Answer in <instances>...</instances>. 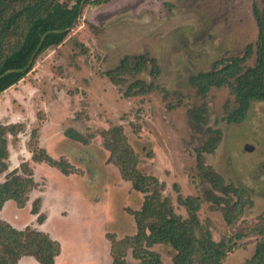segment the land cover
Wrapping results in <instances>:
<instances>
[{"label": "rangeland", "instance_id": "1", "mask_svg": "<svg viewBox=\"0 0 264 264\" xmlns=\"http://www.w3.org/2000/svg\"><path fill=\"white\" fill-rule=\"evenodd\" d=\"M254 5L262 7L263 0H108L84 5L64 42L39 54L29 74L0 94V125L14 126L7 134L8 169L0 183L26 166L38 184L25 207L12 201L0 218L59 241L62 253L56 264H113L111 239L136 234L132 212L145 197L121 176L101 136L120 125L139 169L159 179L163 196L183 218L188 211L179 196H204L199 153L227 184L248 190L253 204L233 225L207 201L198 212L201 226L216 242L242 235L224 264H246L263 239L264 102H254L243 122H229L238 106L232 89L213 87L203 95L191 78L211 71L217 61L243 55L257 42ZM135 56L155 58L159 73L152 72L151 62L139 73L121 66L124 59L134 64ZM191 109L206 111L199 132L190 122ZM69 128L90 142L68 138L64 133ZM211 137L218 144L209 153L204 147ZM39 148L69 162L74 172L63 174L36 161ZM35 200L40 201L41 222L40 214L32 213ZM152 250L173 263L171 246L158 244ZM126 259L142 264L131 249ZM19 264L40 263L25 258Z\"/></svg>", "mask_w": 264, "mask_h": 264}, {"label": "trees", "instance_id": "2", "mask_svg": "<svg viewBox=\"0 0 264 264\" xmlns=\"http://www.w3.org/2000/svg\"><path fill=\"white\" fill-rule=\"evenodd\" d=\"M83 0H0V94L18 84L33 69L36 58L42 52L59 47L69 34L80 14ZM108 0H87L85 5H102ZM253 15L258 27L257 42L249 44L241 56L214 63L213 69L191 78L193 85L203 95L213 87L229 86L238 104L229 116V122H243L254 102H264V0L263 6L254 5ZM49 34L42 43L31 67L24 70L46 32ZM256 57L252 66L247 61ZM135 63L124 59L121 66L139 73L148 62L153 73H159L155 58L135 56ZM111 76V73H107ZM114 80L113 77H111ZM135 94V93H134ZM206 111H189L190 122L196 132L206 123ZM14 126L0 125V175L7 169L9 158L7 134L13 133ZM68 138L86 145L88 137L69 128L64 133ZM104 143L111 153L114 164L121 176L130 181L135 191L145 195L139 210L133 211L137 232L121 240L111 239L113 264H128V251L142 264H167L152 248L155 245L171 246L176 255L172 264H224L229 253L238 249L242 235H234L216 242L210 232L204 231L198 216L202 204L209 202L214 210H221L229 225H233L252 206L251 194L246 188L227 184L224 178L204 162L198 155L199 185L204 187V196H179L178 201L188 211V218L175 213L170 200L163 196V184L158 178L144 174L138 167L139 160L129 144L122 126H114L101 132ZM204 151L212 153L218 144L217 137H211ZM33 158L46 162L63 174H71L73 166L65 160H55L44 148L34 151ZM0 183V212L5 204L14 201L19 208L25 207L37 181L31 169L23 166L8 173ZM40 201L35 200L32 213L39 215ZM40 222L43 216L39 215ZM263 239L256 246L254 256L246 264H264V226L259 229ZM200 231V234L198 232ZM62 253L59 241L50 234L27 226L16 228L0 218V264H19L24 258H33L40 264H56Z\"/></svg>", "mask_w": 264, "mask_h": 264}, {"label": "water", "instance_id": "3", "mask_svg": "<svg viewBox=\"0 0 264 264\" xmlns=\"http://www.w3.org/2000/svg\"><path fill=\"white\" fill-rule=\"evenodd\" d=\"M86 1H87V0H83L82 3H81V5H80V14H81V12H82V9H83V7H84ZM80 14H79V16H80ZM78 18H79V17H78ZM78 18H77V20H78ZM54 32H62V31H51V32H46V33L41 37V42H40V44L38 45L36 51L33 53V55H32V57H31V59H30L28 65H27V67H26L25 69H23V71L26 70V69H28L29 67H31V65H32V63H33V61H34V59H35V57H36L38 51L40 50V48H41V46H42L43 41L45 40V38H46L49 34L54 33ZM11 72H12V70L7 71L6 73H4L3 75L0 76V79L3 78V77H5L6 75H8V74L11 73Z\"/></svg>", "mask_w": 264, "mask_h": 264}, {"label": "crops", "instance_id": "4", "mask_svg": "<svg viewBox=\"0 0 264 264\" xmlns=\"http://www.w3.org/2000/svg\"><path fill=\"white\" fill-rule=\"evenodd\" d=\"M12 203V201H9V202H7L6 204H5V206H4V208L6 207V206H8L9 204H11ZM0 214H2L1 212H0ZM25 259V258H24Z\"/></svg>", "mask_w": 264, "mask_h": 264}]
</instances>
